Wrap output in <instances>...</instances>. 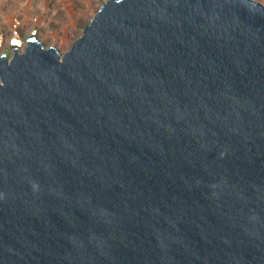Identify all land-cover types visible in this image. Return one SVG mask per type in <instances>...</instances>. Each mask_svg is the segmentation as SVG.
<instances>
[{
    "label": "water",
    "instance_id": "95a60500",
    "mask_svg": "<svg viewBox=\"0 0 264 264\" xmlns=\"http://www.w3.org/2000/svg\"><path fill=\"white\" fill-rule=\"evenodd\" d=\"M11 47L0 264H264L261 2L106 0Z\"/></svg>",
    "mask_w": 264,
    "mask_h": 264
},
{
    "label": "rangeland",
    "instance_id": "374dc122",
    "mask_svg": "<svg viewBox=\"0 0 264 264\" xmlns=\"http://www.w3.org/2000/svg\"><path fill=\"white\" fill-rule=\"evenodd\" d=\"M106 0H0V53L12 55L13 40L23 51L25 39L35 34L47 47L70 48L84 25ZM264 5V0H260Z\"/></svg>",
    "mask_w": 264,
    "mask_h": 264
},
{
    "label": "bare ground",
    "instance_id": "6f19581e",
    "mask_svg": "<svg viewBox=\"0 0 264 264\" xmlns=\"http://www.w3.org/2000/svg\"><path fill=\"white\" fill-rule=\"evenodd\" d=\"M13 42H14V43H17V44H19V43H20V42H19L18 40H16V39H15V40H13Z\"/></svg>",
    "mask_w": 264,
    "mask_h": 264
},
{
    "label": "trees",
    "instance_id": "16d2710c",
    "mask_svg": "<svg viewBox=\"0 0 264 264\" xmlns=\"http://www.w3.org/2000/svg\"><path fill=\"white\" fill-rule=\"evenodd\" d=\"M257 1H259V2H260V0H257Z\"/></svg>",
    "mask_w": 264,
    "mask_h": 264
}]
</instances>
